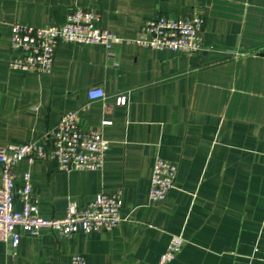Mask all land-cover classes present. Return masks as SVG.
<instances>
[{
	"label": "crops",
	"instance_id": "1",
	"mask_svg": "<svg viewBox=\"0 0 264 264\" xmlns=\"http://www.w3.org/2000/svg\"><path fill=\"white\" fill-rule=\"evenodd\" d=\"M76 6L123 38L150 18L200 8L204 48L61 42L51 74L9 67L11 24H60ZM93 87L106 98L90 101ZM72 110L110 141L104 166L61 171L51 159L22 160L18 181L31 172L45 218L63 217L70 200L122 192L123 220L68 238L19 230L16 247L0 240V264H72L75 254L87 264H157L174 234L185 242L171 264H264V0H0V147L45 140ZM157 157L178 166L161 203L149 198Z\"/></svg>",
	"mask_w": 264,
	"mask_h": 264
},
{
	"label": "built area",
	"instance_id": "2",
	"mask_svg": "<svg viewBox=\"0 0 264 264\" xmlns=\"http://www.w3.org/2000/svg\"><path fill=\"white\" fill-rule=\"evenodd\" d=\"M99 14L82 6L74 7L60 24L31 26L11 24L9 67L22 71L51 74L56 49L61 42L97 44L110 47L115 43H133L155 50L170 49L194 53L204 48L202 31L205 14L195 8L185 15L161 14L150 18L133 38H123L110 30L99 28ZM88 98L101 100L106 92L101 87L88 91ZM128 94L116 98L117 105H127ZM111 124L104 120L102 126ZM110 141L102 128L84 130L78 110L64 112L60 121L45 134V140L24 143H7L0 147V240L16 247L20 241L19 230L37 236L42 230L54 232L60 238L74 234H89L100 230H112L122 220V192L100 193L84 206L76 201L68 202L61 218H45L40 215L38 199L32 191L31 172L18 181L15 166L26 160L29 164L39 159H51L61 171L98 170L104 166ZM178 166L162 157L154 162L150 179L149 198L154 203L163 202L175 185ZM19 202L21 209L15 207ZM185 239L172 235L169 245L157 264H171L181 251ZM72 264H87L83 255L75 254Z\"/></svg>",
	"mask_w": 264,
	"mask_h": 264
}]
</instances>
